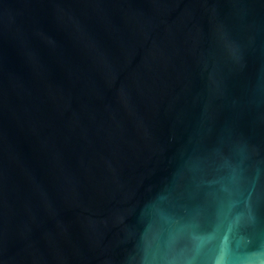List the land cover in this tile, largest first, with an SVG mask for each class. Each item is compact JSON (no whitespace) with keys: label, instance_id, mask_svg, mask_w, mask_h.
Instances as JSON below:
<instances>
[{"label":"water","instance_id":"obj_1","mask_svg":"<svg viewBox=\"0 0 264 264\" xmlns=\"http://www.w3.org/2000/svg\"><path fill=\"white\" fill-rule=\"evenodd\" d=\"M0 264H264V0H0Z\"/></svg>","mask_w":264,"mask_h":264}]
</instances>
